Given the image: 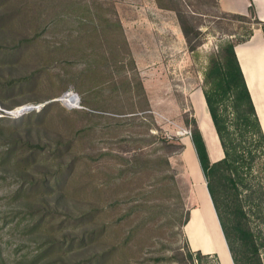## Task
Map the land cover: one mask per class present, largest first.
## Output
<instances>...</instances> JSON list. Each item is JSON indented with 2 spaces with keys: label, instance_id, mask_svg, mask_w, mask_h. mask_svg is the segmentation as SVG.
Returning a JSON list of instances; mask_svg holds the SVG:
<instances>
[{
  "label": "rangeland",
  "instance_id": "1",
  "mask_svg": "<svg viewBox=\"0 0 264 264\" xmlns=\"http://www.w3.org/2000/svg\"><path fill=\"white\" fill-rule=\"evenodd\" d=\"M178 7L189 41L155 0H0V264L211 263L189 255L183 230L232 264L186 132L188 93L209 87L210 59L256 24L218 0ZM218 103L232 125L229 100ZM23 104L40 108L6 112ZM201 129L219 158L206 119ZM254 145L252 166L232 175L238 189L222 191L240 264L256 259L237 221L264 264V142Z\"/></svg>",
  "mask_w": 264,
  "mask_h": 264
},
{
  "label": "trees",
  "instance_id": "2",
  "mask_svg": "<svg viewBox=\"0 0 264 264\" xmlns=\"http://www.w3.org/2000/svg\"><path fill=\"white\" fill-rule=\"evenodd\" d=\"M155 1L160 8H169L176 11L182 33L185 39L189 41V37L194 31L187 19V13L178 7V0ZM234 15L241 19L247 16L240 14ZM248 16L253 19L256 25H261L264 29V23H261L256 17L252 8L249 9ZM252 29L253 26L246 29V32L242 33L240 38L227 42L224 45L223 53L217 54L210 59L209 66L205 72L204 82L209 87L203 90V94L223 150V157L216 161L210 160L207 146L194 115L191 119L192 126L189 134L234 264L240 263L235 254L234 246L223 217L225 197L222 191L226 183H231L238 189L232 175L234 173L238 174V169L243 166H252L256 156L251 146L256 145L257 142H264V135L234 51V46L237 43L249 39L252 34ZM224 97L229 100L230 106L235 112V116L231 121L232 125H229L228 116L219 110L218 102ZM224 111H226V108H224ZM248 138H250V142L246 140ZM171 139L173 140V138ZM172 140L165 139L167 142H172ZM179 147L184 149V144L179 142ZM236 207L242 215L241 206L238 204ZM188 217L189 213L185 223L188 221ZM234 229L237 237L243 243L250 245V256L256 259V264H259L260 260L257 246L252 240L247 242L250 236L249 232L242 227L240 221L234 224ZM188 252L190 256L194 255L200 261L205 258L210 260L211 263L209 264H220L216 253H202L199 250H192L190 246Z\"/></svg>",
  "mask_w": 264,
  "mask_h": 264
},
{
  "label": "crops",
  "instance_id": "3",
  "mask_svg": "<svg viewBox=\"0 0 264 264\" xmlns=\"http://www.w3.org/2000/svg\"><path fill=\"white\" fill-rule=\"evenodd\" d=\"M218 3L220 9L223 11L240 15H249V9L252 8L256 17L261 21V23H264V0H218ZM234 51L264 135V29L262 26H253L252 34L249 39L244 42L237 43L234 46ZM188 99L193 107V115L195 118L196 116L199 117L201 122L200 125L202 124V121L206 119V123L210 127L214 138L218 142V135L207 108L202 89L198 87L190 91L188 93ZM221 148L222 147H220V149ZM221 154L223 155L222 149ZM222 155L219 158L210 160L216 161L222 158ZM192 209L190 208L189 210V217ZM183 232L191 249L201 250L200 247L192 246L185 230H183Z\"/></svg>",
  "mask_w": 264,
  "mask_h": 264
},
{
  "label": "built area",
  "instance_id": "4",
  "mask_svg": "<svg viewBox=\"0 0 264 264\" xmlns=\"http://www.w3.org/2000/svg\"><path fill=\"white\" fill-rule=\"evenodd\" d=\"M66 96H67V101H68V104L70 107H78L79 106V96L72 92V91H69L66 93ZM40 108V106H35V105H24L22 107H19V108H16L14 110H8L6 111L7 113H12V114H16V115H20L22 113H26V112H29L31 110H38ZM17 112V113H16ZM186 132H190V131H186Z\"/></svg>",
  "mask_w": 264,
  "mask_h": 264
},
{
  "label": "water",
  "instance_id": "5",
  "mask_svg": "<svg viewBox=\"0 0 264 264\" xmlns=\"http://www.w3.org/2000/svg\"><path fill=\"white\" fill-rule=\"evenodd\" d=\"M196 121H197V125H198V127H199V129H200V132L202 133V136H203V138H204V141H205V144H206V140H205V136H204V133H203V131H202V129H201V125H200V119H199V117L198 116H196ZM189 134H190V132H189ZM206 146H207V144H206ZM209 194V193H208ZM210 196V195H209ZM210 198V197H209ZM210 202H211V204H212V207H213V203H212V200H211V198H210ZM214 208V207H213ZM215 210V209H214ZM226 246H227V249H228V252H229V255H230V258H231V262H232V264H234V262H233V259H232V257H231V254H230V251H229V248H228V245H227V243H226ZM217 256H218V258H219V261H220V264H222L221 263V260H220V256H219V254L217 253Z\"/></svg>",
  "mask_w": 264,
  "mask_h": 264
},
{
  "label": "bare ground",
  "instance_id": "6",
  "mask_svg": "<svg viewBox=\"0 0 264 264\" xmlns=\"http://www.w3.org/2000/svg\"><path fill=\"white\" fill-rule=\"evenodd\" d=\"M24 105H28V104H23V105H20L19 107H22V106H24ZM19 107H18V108H19ZM16 113H17V112H16ZM212 146H214V144H213ZM214 148H215V146H214ZM215 149H216V148H215ZM209 153H211V155H210L211 158H215V159H216L217 156L214 154V151H213V148H212V147H211V150H210V147H209ZM215 156H216V157H215ZM186 159L188 160V158H186ZM200 177H201V176H200ZM216 223H217V222H216ZM208 234H209V233H208ZM220 235H221V234H220ZM209 238H210V237H209ZM210 240H211V239H210ZM212 242H213V241H212ZM214 243H215V242H214ZM220 244H221V243H220ZM220 248H221V247H220ZM211 249H212V248H211ZM222 249H223V247H222ZM215 250H216V249H215ZM220 250H221V249H220ZM218 252H219V251H218ZM226 254H227V252H226ZM226 254H225V256H226ZM223 255H224V254H222V256H223ZM225 256H224V257H225ZM227 257H228V256H226V262H227V264H229L228 261H227ZM223 259H224V258H223ZM224 262H225V260H224Z\"/></svg>",
  "mask_w": 264,
  "mask_h": 264
}]
</instances>
